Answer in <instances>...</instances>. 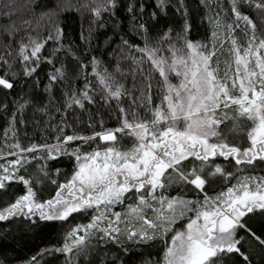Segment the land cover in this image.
I'll use <instances>...</instances> for the list:
<instances>
[{"label": "snow or ice", "instance_id": "6c2138e0", "mask_svg": "<svg viewBox=\"0 0 264 264\" xmlns=\"http://www.w3.org/2000/svg\"><path fill=\"white\" fill-rule=\"evenodd\" d=\"M166 2L159 0L158 6L163 8ZM201 3L208 10L206 19L211 26L207 41L188 39L191 25L185 20L175 41L169 29L155 46L147 40L143 47L130 46L140 54L132 60L143 83L134 77L129 89L112 74L93 69L106 102L114 100L119 105L124 97L132 101L127 109L118 107L119 127L88 136L66 135L64 128L58 127L53 144L25 147L16 140L0 146V159L5 161L0 163V190L12 182L25 188L24 194L0 209V221L16 216L67 221L75 213L90 211L89 222L73 227L62 246L53 249L67 254L66 264L87 257L100 244L116 245L127 253L152 242L162 243L163 249L159 259L146 264H227L233 255L248 264V255L241 251L245 240L250 237L264 246V239L248 226L249 218H264V175L252 171L264 163V35L258 34L255 21L243 9H254L264 19V0H230L227 17L216 0ZM116 6L117 0H92L91 5H83L96 18ZM132 10L129 5L128 11ZM12 14L0 13L9 17L8 27L0 28L7 55L12 54L11 44L20 31L11 22ZM139 28L146 31L143 24ZM62 34L57 26L54 36L44 40L29 36L27 43L23 39L17 42L24 75L36 71L33 65L47 41L58 40ZM145 63L149 65L146 74L142 68ZM0 65L11 68L4 54H0ZM56 73L51 82L63 77L61 69ZM15 75H0V88L12 89L14 83L7 77ZM156 75L159 103L154 105L151 81ZM90 87L86 85L79 97L73 93L66 106L83 108L84 101L91 103ZM137 91L139 96H133ZM15 120L13 116L3 133L5 138L10 134L15 137ZM238 135L242 143L236 142ZM124 138L131 141L130 147L121 146ZM97 140L103 146L82 150ZM77 141L80 144L69 152L67 146ZM38 152L45 156L34 155ZM59 155L73 157L75 170L65 183L57 185L52 198L39 201L33 188L39 178L19 173L34 159L55 160ZM221 157L234 161L235 171L216 164ZM186 162L191 166L186 168ZM38 172L47 176L43 167ZM217 180L224 188L218 192L213 189L210 195L206 188ZM118 206L122 210H116ZM241 231L246 236L239 235ZM41 254L32 257L29 264H38ZM102 264H116V259L102 260Z\"/></svg>", "mask_w": 264, "mask_h": 264}, {"label": "trees", "instance_id": "16d2710c", "mask_svg": "<svg viewBox=\"0 0 264 264\" xmlns=\"http://www.w3.org/2000/svg\"><path fill=\"white\" fill-rule=\"evenodd\" d=\"M91 3L92 0H0V13L11 11V22L20 30L15 37L16 42L11 44V55L5 52L3 35L0 34V54H4L11 65L10 69L7 65H0V75L9 72L16 74L14 77H7L14 83L12 89L0 88V146L16 140L25 147L32 143L53 144L56 142L58 127H63L66 135L75 133L84 136L105 128L119 127L121 114L118 107L127 109L132 101L129 97H124L119 105L114 100L106 102L93 69L101 74H112L117 82L131 89L134 77L140 83H143V77L132 60V57H139L140 54L134 52L130 46L143 47L146 40L155 46L169 29L172 40L175 41L185 20L191 25L187 33L188 39L207 41L209 36L211 26L206 19L208 10L201 0H182V3L181 0H167L163 8L158 6L159 0H117L116 8L103 12L99 18L83 7ZM216 3L219 9L225 10L226 17L230 16V0H216ZM10 4L14 8H9ZM129 5L133 8L132 12L128 11ZM243 11L255 21L258 34L264 35V19L254 9L245 8ZM25 21L29 23L25 24ZM8 24L9 17L0 16V28L8 27ZM141 24L146 31L139 28ZM57 26L62 29V36L58 40L47 41L39 53L40 59L33 65L36 66V71L31 76L24 75L17 42L23 39L27 43L29 36L44 40L49 35H55ZM236 34L241 35L239 30ZM124 41L128 42L127 46ZM166 46L167 44L164 45ZM142 68L146 74L149 65L145 63ZM56 69H61L63 77L51 82L50 77L57 74ZM158 79L156 75L151 81L154 105L159 103ZM86 85H91L87 90L92 102L84 101L83 108L77 105L68 108V98L73 93L79 97ZM133 96H139V92H134ZM143 114L141 110V115ZM13 116L16 117L15 137L10 134L5 138L3 133L13 122ZM229 140L232 142L231 136ZM236 142H243L241 135L237 136ZM79 144L77 141L68 145L69 152ZM98 145L103 146L97 140L90 146L85 145L82 150L91 151ZM121 146L128 148L131 141L124 138ZM34 155L45 156L43 152ZM12 158L8 157L9 160ZM4 162L0 159V163ZM215 163L226 171H235L234 161H226L221 157ZM75 164V159L70 155H59L55 160L38 158L26 165L19 174L26 178L38 177L40 182L33 184L36 198L46 201L55 195L58 184L65 183L71 177ZM190 166L186 162L185 167ZM40 167L45 169L47 176L38 172ZM252 171L264 175V163L257 164ZM53 180L57 183L53 184ZM223 188V182L217 180L206 191L211 195L213 189L218 192ZM24 191V186L18 182H12L0 190V209L14 202ZM170 194L175 195L176 192L171 191ZM186 195L191 196L192 193L187 192ZM116 210L122 208L118 206ZM91 215L90 211L75 213L67 221L54 222L41 221L37 217L28 219L24 216L0 221V264H29L38 253H42L38 256V264H66L67 254L53 249L62 246L66 233L73 227L87 224ZM248 226L264 239V218L251 217L248 219ZM239 235L246 236L243 231ZM92 243L96 244V241ZM162 249V243L152 242L150 245L135 246L124 253L116 245L100 244L87 257L77 258L75 264H102V260L110 262L113 259H116V264H146L152 259H159ZM241 251L248 255V264H264V246L250 237L243 243ZM227 264L245 262L241 257L233 255Z\"/></svg>", "mask_w": 264, "mask_h": 264}, {"label": "rangeland", "instance_id": "374dc122", "mask_svg": "<svg viewBox=\"0 0 264 264\" xmlns=\"http://www.w3.org/2000/svg\"><path fill=\"white\" fill-rule=\"evenodd\" d=\"M173 83H176L177 81L175 80V78H173V81H172Z\"/></svg>", "mask_w": 264, "mask_h": 264}]
</instances>
